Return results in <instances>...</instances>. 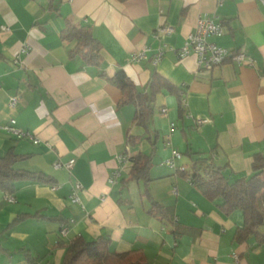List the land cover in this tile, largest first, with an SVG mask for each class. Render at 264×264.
<instances>
[{
  "label": "crops",
  "instance_id": "1",
  "mask_svg": "<svg viewBox=\"0 0 264 264\" xmlns=\"http://www.w3.org/2000/svg\"><path fill=\"white\" fill-rule=\"evenodd\" d=\"M203 14L223 26L209 40L243 50L253 64L229 58L205 69L194 53L179 56ZM67 20L89 26L100 40L99 65L69 54L74 42L61 33ZM163 24L174 31H159ZM143 48L146 57L133 60ZM119 68L139 90L149 91L158 75L178 94L161 89L147 124L135 123L136 105L120 102V89L101 74ZM11 117L25 134L0 129V155L23 154L20 167L51 180L0 188V264H61L76 236H105L110 250L138 249L150 264H264V243L234 238L243 212L225 213L182 172L192 162L186 151L222 167L230 180L248 176L254 154L264 155L260 0H0V123ZM172 148L181 152L176 168L161 163ZM138 151L152 155L148 180L131 173L129 157ZM119 152L128 159L120 162ZM72 158L71 167L54 166ZM116 167L120 175L110 182ZM76 182L81 204L69 198ZM153 200L164 213L150 211Z\"/></svg>",
  "mask_w": 264,
  "mask_h": 264
},
{
  "label": "trees",
  "instance_id": "2",
  "mask_svg": "<svg viewBox=\"0 0 264 264\" xmlns=\"http://www.w3.org/2000/svg\"><path fill=\"white\" fill-rule=\"evenodd\" d=\"M62 37L74 42L69 54L80 55L85 62L99 65L102 60L101 42L87 25L74 24L67 20L61 30ZM110 83L121 91L120 102H132L136 105L133 115L135 123L146 125L150 118L157 92L165 88L178 94L177 87L161 76L154 75L150 80V90H139L132 79L122 68L112 75L101 71ZM178 96V95H177ZM180 106V105H179ZM192 157L189 170H182L190 181L210 200H218V206L225 213L235 209L243 212V224L236 227L234 238L237 241L246 240L254 235V246L264 243V155L255 153L252 160V170L248 176L230 180L222 167L213 166L207 158L193 157V152L186 151ZM152 155L138 151L131 155V173L135 178L148 180L147 168ZM24 158L13 150L0 155V188L11 191L17 181H50L51 177L42 171H32L20 167L19 161ZM150 211L156 214L164 213V207L157 201L151 202ZM3 247L0 245V254ZM61 264H150L143 252L138 249L113 251L109 249V238L99 236L85 239L76 236L65 244Z\"/></svg>",
  "mask_w": 264,
  "mask_h": 264
},
{
  "label": "built area",
  "instance_id": "3",
  "mask_svg": "<svg viewBox=\"0 0 264 264\" xmlns=\"http://www.w3.org/2000/svg\"><path fill=\"white\" fill-rule=\"evenodd\" d=\"M218 3H222L224 0H216ZM264 3V0H260ZM3 29H7L6 26H2ZM159 31L163 33H171L174 31V27L169 24H163L158 28ZM223 33V26L219 21H217L213 16L208 14L200 15L197 19L195 27L190 31L185 38L183 44L178 49L179 56H185L189 53H194L197 58V63L200 67L205 69H210L215 65L221 64L226 59H234L239 63L253 64V59L249 57L243 50L232 51L231 49L218 45L217 43L210 41L209 38L212 36H219ZM25 48L24 50H26ZM162 49H159L155 54H153V62H158L162 56ZM146 57V48H143L139 51L132 53L133 60H139ZM18 97L16 95L10 96L9 104L15 106ZM161 111H166L165 107L161 108ZM207 121V118H197V123H202ZM15 118L11 117L6 122L0 123V129H3L8 132H12L17 136H23V133L15 125ZM173 125V123H171ZM36 141V140H35ZM181 156V152L176 148L171 149V155L166 159L162 160V164H165L169 167L176 168L175 159ZM118 160L123 162L128 159V156L124 152H119L117 154ZM74 162V159H69L67 162L63 163L61 161L54 162L55 167L66 166L71 167ZM120 175V168L116 167L112 174L109 176V181H116L117 177ZM81 187L79 182L74 184L73 189L69 193V198L73 202L81 204L79 195L77 193L78 189ZM9 200H13L12 195H8ZM62 232H65V228L62 229ZM235 257H237L235 255Z\"/></svg>",
  "mask_w": 264,
  "mask_h": 264
},
{
  "label": "rangeland",
  "instance_id": "4",
  "mask_svg": "<svg viewBox=\"0 0 264 264\" xmlns=\"http://www.w3.org/2000/svg\"><path fill=\"white\" fill-rule=\"evenodd\" d=\"M180 121H181V120H180L179 118H177V120H174V122L177 124L176 129L178 128V126H181V124H180L181 122H180ZM161 142H162V141H161V138H160V143H158V145H157L158 148H159L160 146H162V145H161ZM179 149H180V150H184L183 148H180V147H179ZM177 150H178V149H177ZM170 155H171V153H170L167 157H169ZM182 156H183V158H182L183 160H187L188 163L190 162L188 155H186L185 153H182ZM167 157H164L163 160L166 159ZM179 159H180V158H176V161H175V162L177 163V161H179ZM156 160H157V159H156ZM232 180H233V179H232Z\"/></svg>",
  "mask_w": 264,
  "mask_h": 264
}]
</instances>
